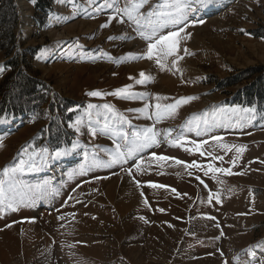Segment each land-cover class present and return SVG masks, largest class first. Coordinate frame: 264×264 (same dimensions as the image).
<instances>
[{"label":"rangeland","instance_id":"374dc122","mask_svg":"<svg viewBox=\"0 0 264 264\" xmlns=\"http://www.w3.org/2000/svg\"><path fill=\"white\" fill-rule=\"evenodd\" d=\"M12 1L18 15L16 43L0 49V264L3 255L9 261L12 258L11 264H264V118L255 108L232 106V95L246 91L257 77L264 76V0H208L204 4L184 0L190 8L177 53L183 58L175 67L174 57L162 60L163 71L155 59L143 58L148 41L140 33L150 34L147 22L137 25L117 12L128 0H52L45 14L34 2L22 0L28 5L29 28L21 25L20 0ZM59 2H65L63 10ZM165 2L174 0H148L140 11L147 14ZM212 2L225 5L224 10L209 16ZM204 11L208 16L202 15ZM78 20L96 23V36L85 39L77 34L73 25ZM104 24L108 26L101 27ZM65 26L75 34L67 35ZM128 30L141 41L140 54L122 53L121 46L97 42L102 37L119 45L131 38ZM169 30L177 29L169 25L164 31ZM52 46L57 54L41 68L39 59ZM15 54L18 63L13 65ZM56 63L79 65L82 73L65 80L63 74L47 71ZM136 63L140 67L135 73L130 67ZM153 63L161 73L160 81ZM141 72L151 79L137 83ZM164 76L171 79L160 86ZM23 78L34 87L21 90L18 85ZM125 86L129 93L146 95L111 94ZM93 91L102 95L87 94ZM156 96L167 99L156 100ZM190 96L197 98L156 121V103L170 104ZM10 99L22 105L20 109L6 108ZM89 104L95 107L89 109ZM146 104L150 106L146 112L137 111ZM149 127L159 133L157 140L164 142L165 151L156 150V143L121 163H108L117 143L127 151L119 133L132 139L134 132L143 133ZM197 143L204 155L189 151ZM57 150L66 154L53 158L51 153ZM152 153L173 159L157 161ZM75 155L79 160L82 157L85 171L76 160V171H68L66 180H59L60 163L66 164ZM137 161H141L139 168ZM193 161L200 167H185ZM21 162L23 171L3 174L6 166ZM209 164L231 174L209 171ZM35 177L38 181H28ZM150 184H163L157 187L160 192L167 184L171 194L177 190L192 193L181 198L185 206L196 197L186 214L190 239L186 238L176 259L171 255L185 227L174 226L182 223L178 210L159 211L154 205ZM49 187L54 189L53 198ZM50 200V207L43 208L42 201ZM170 216V225L153 227ZM128 221L132 227L125 228ZM26 228H31L30 233Z\"/></svg>","mask_w":264,"mask_h":264},{"label":"snow or ice","instance_id":"6c2138e0","mask_svg":"<svg viewBox=\"0 0 264 264\" xmlns=\"http://www.w3.org/2000/svg\"><path fill=\"white\" fill-rule=\"evenodd\" d=\"M201 4H204L208 2V0H199ZM148 3V0H128V3L124 9H117V12H123L124 15L128 16L130 20H133L137 25H141L142 21H146L149 33L148 35H145L143 32L140 33L143 39L147 40V51L143 54V58H146L148 60L155 59V63L159 66L160 70H165V64L162 62V60L166 59L167 57H174V59L171 61L172 66L175 67L178 60L182 59L183 57H180L177 55L179 51V45L180 40L182 39L181 33L184 32L185 27L187 24L185 21L187 20V10L190 8V5L186 4L184 0H174L173 3H167L164 4H157L151 8L147 14L140 11L144 7V5ZM113 5H109L111 7ZM161 9L160 11H156L154 9ZM164 8H171V11H164L162 9ZM155 18V19H153ZM110 20L113 19L112 17L109 18ZM123 22L122 20L120 21ZM202 23V21H201ZM169 25L174 26L177 30H169L164 31ZM180 25H184V27H180ZM107 24L101 25V27H107ZM109 39H112V37H109ZM185 53H187V49L184 50ZM141 79L137 81V83H144L147 80H150L151 77L147 76L145 73H140ZM131 79V77H130ZM90 96L94 97H100L102 94L97 91L89 92L87 93ZM112 95L116 96H123L124 98H133V97H140L143 98L146 94H136V93H129L128 92V86H125L124 88L117 89L114 93H111ZM197 97H183L178 100H176L174 103L161 105L160 103H156L154 105L156 111L153 115L156 117V121L159 122V120L165 115V114H171L173 113L177 107H179L182 104L189 103L191 100L196 99ZM156 100L161 99H167V97H160L156 96ZM95 107L92 104L88 105V108L91 109ZM105 109H108L109 111H112V108L110 105H103ZM150 106L145 105L143 109H138L137 111L140 112H146ZM237 109H233L232 111H236ZM243 111H253V109H244ZM151 118V117H149ZM120 120L123 121L124 118L121 116ZM126 122V121H124ZM80 122L77 121V124ZM207 123V121H205ZM71 126V125H70ZM197 128H199V124L196 125ZM108 128V124L105 123L104 129ZM170 132V130H169ZM92 134L95 135V131L92 130ZM166 134H168L166 132ZM120 136L123 137L125 144L123 148H126L127 151L122 150L121 144L117 143L115 152L112 154L111 159L108 161L110 164L115 163H121L125 158L132 156L133 154H138L142 149L151 146L152 144L158 143L157 136L159 133L154 129V127H149L143 131V133L134 132L132 134V139H129L128 135L126 133H119ZM213 140H221V137H212ZM179 142V141H177ZM202 143H207V141H204ZM75 146V143H74ZM201 144L197 143L195 144L194 149H189V151H196L200 152L201 155H204L203 152L200 151ZM26 151V150H25ZM237 151H241V149H237ZM65 150H57L53 153H51V156L53 158H58L62 155H65ZM151 158L155 159L157 161H167L169 159H173L167 156H157L155 153L151 154ZM176 164H182L183 161L175 160ZM141 161H137L136 167L139 168V164ZM34 167V166H33ZM185 167H200L196 164L195 161L192 162L191 165L185 164ZM209 171H215V172H225L226 174H231L227 170L222 168H213L211 164L208 166ZM24 170V162H21V164L9 168L5 167L3 169V174L5 176H8L10 173H15L18 171ZM129 174L131 175V170H129ZM207 174V173H206ZM3 184V181H0V185ZM151 187H164L163 185H156V184H150ZM175 191V190H173ZM0 192H2V188H0ZM11 207V205H9ZM162 211V210H161ZM250 255L254 256V253H249Z\"/></svg>","mask_w":264,"mask_h":264},{"label":"bare ground","instance_id":"6f19581e","mask_svg":"<svg viewBox=\"0 0 264 264\" xmlns=\"http://www.w3.org/2000/svg\"><path fill=\"white\" fill-rule=\"evenodd\" d=\"M65 2H66V0H65ZM65 2L64 3H60L59 2V9L60 10H63L64 9V5H65ZM19 7H20V10H21V25L24 27V28H29L30 27V18H29V9H28V5L26 4V3H24L22 0H20L19 1ZM210 5V7H211V9H208L207 10V14L209 15V14H216L217 12H219V11H222V10H224V7H225V5H222V6H219L218 4H216V3H214V2H212L211 4H209ZM149 7V6H148ZM209 7V8H210ZM234 7V6H233ZM206 14V12L204 11L203 12V16H208ZM210 16V15H209ZM60 21H63V20H60ZM59 21V22H60ZM95 21H98V20H95ZM74 27V31L77 33V34H80V35H82L83 37H85V39H88L89 37L90 38H94L95 36H96V33H97V30H98V28L96 27L97 25H96V23H89V22H87V21H84V20H78V22H75L74 23V25H73ZM64 30H65V33L67 34V35H70V34H75V33H73V31H72V29H71V27H68V26H65L64 27ZM129 32V36L131 37L129 40H127V41H125V42H123V43H119V45H118V42H116V41H114V40H103V38L101 37V38H99V39H97V42H100V41H102V42H104L105 43V45L107 46V45H115V46H121L122 47V53L123 52H131V53H136V54H140L139 52H141V48H142V44H141V41H138L135 37H132L131 36V34H130V30H128ZM207 32V31H206ZM106 34V33H105ZM109 34V33H108ZM216 35V34H215ZM56 36H58V35H56ZM106 38V37H105ZM104 38V39H105ZM107 39V38H106ZM116 40V39H115ZM96 43V41L95 42H93V43H90L91 45H94ZM75 50H76V48H75ZM71 51H72V53H73V51H74V49H71ZM75 53V52H74ZM56 54H57V52L56 51H54V46H52V47H50L49 49H47L46 50V52H45V55L43 56V58L42 59H39L40 61H39V66L41 67V68H44V63L48 60V58H50L52 55H55L56 56ZM258 54H259V52H258ZM76 56H78L79 54H78V52L75 54ZM264 54H261V58H264V56H263ZM66 56V55H65ZM61 59V58H60ZM61 62V61H60ZM142 62V61H141ZM147 63V62H146ZM149 64V63H148ZM147 64V65H148ZM151 64V63H150ZM149 66H151V65H149ZM140 66L136 63L135 65H131V67H130V70L131 71H134L135 73L137 72L136 70L139 68ZM152 67H153V69H154V72H155V75L156 74H158V73H160L159 72V70H157L156 68H154V63L152 64ZM48 72L50 71H52V72H59V73H61V74H63V76H64V79L65 80H69V76L70 75H74V74H76V75H78V74H81L82 72H81V67L79 66V65H64L63 63H56V64H54V65H52L51 66V68L50 69H48L47 70ZM131 71H127V72H129V74H132V73H134V72H131ZM158 71V72H157ZM49 72V73H50ZM171 73H174V72H171ZM153 77V76H152ZM155 77V76H154ZM154 77H153V79H154ZM160 78H161V73H160V76H158V78H157V81L159 80L160 81ZM170 77H167V76H164L163 78H162V80H161V83H160V86H162V85H165V84H169V81H170ZM110 147H112V146H110ZM167 147L166 146H164L163 148H161L160 150H163V151H165L164 149H166ZM76 160L77 161H79V159L77 158L76 159V155L75 156H73L72 158H70L69 159V161L66 163V164H61L60 163V166L57 168V176H58V179L59 180H61V181H65L66 180V178H67V176H66V174H67V172L68 171H71V170H74V171H76ZM71 162H75V163H73V164H71ZM78 163V162H77ZM66 167V168H65ZM63 168H65V169H63ZM77 173V172H76ZM63 175V176H62ZM61 176H62V178H61ZM65 176V177H64ZM117 177H119V175L117 176ZM116 177V178H117ZM28 181H38V177H35V178H33V179H29ZM134 181V180H133ZM135 182V181H134ZM64 183V182H63ZM136 183V182H135ZM173 194H176L175 192H173ZM182 198V197H181ZM181 198H176V200L179 202V203H181L180 202V200H181ZM193 198V197H192ZM138 203L139 202H141V201H138V200H136ZM52 200H50V201H46V202H43L42 201V203H44V205H42L43 206V208H49L50 207V205L52 204ZM181 204H183V203H181ZM184 205V204H183ZM189 205H190V203H189ZM188 205V206H189ZM196 218V222L199 224V222H200V220H199V218L198 217H195ZM193 219V222H192V226H195V221H194V218H192ZM199 221V222H198ZM172 222H170V223H164L163 221H161V222H158V223H156L153 227H155L157 224L158 225H160V226H164V225H170ZM126 225H125V228H130V227H132V222L131 221H128V223L126 222L125 223ZM174 226H177V227H183V226H180V225H176V224H174ZM56 227V226H55ZM184 228V227H183ZM30 229L31 228H26V231H28L27 233H30ZM133 229V228H132ZM161 230V229H160ZM184 230V229H183ZM162 231V230H161ZM36 232H38V231H36ZM184 231H182V233H183ZM155 233H157V230H155ZM158 233H160V232H158ZM181 233V234H182ZM124 234L126 235V233L124 232ZM165 234V233H164ZM40 236H42V234L41 233H39V235H38V238L40 237ZM121 236H122V233H121ZM121 236L118 238V240L121 238ZM123 237H124V235H123ZM123 237H122V239L120 240L121 242L122 241H124V239H123ZM160 237H162V236H160ZM25 238H27V234H25ZM167 238V237H166ZM161 239V238H160ZM163 239V238H162ZM36 240H37V238H36ZM154 244L156 243V242H153ZM176 245V244H175ZM151 246H152V244H151ZM151 248H153V246L151 247ZM175 248V247H174ZM43 249V248H42ZM26 250H28V249H26ZM31 250V249H30ZM49 250V249H48ZM29 251V250H28ZM174 251V250H173ZM31 252V251H30ZM29 252V253H30ZM50 252V251H49ZM29 256V255H28ZM27 259V258H26ZM1 264H11L10 263V261H12V258H11V260L9 261V259L7 258V257H5V255H3L2 257H1ZM40 260H41V258H40ZM207 260H208V258H207ZM22 261V260H21ZM15 262V261H14ZM201 263V262H200ZM14 264H16V262L14 263ZM18 264H19V262H18Z\"/></svg>","mask_w":264,"mask_h":264},{"label":"trees","instance_id":"16d2710c","mask_svg":"<svg viewBox=\"0 0 264 264\" xmlns=\"http://www.w3.org/2000/svg\"><path fill=\"white\" fill-rule=\"evenodd\" d=\"M34 2V7L40 10L43 14L47 13L49 8L48 2L52 0H30ZM12 0H0V49L5 50L9 46H13L16 43L15 30L17 26V11L13 6ZM260 33V32H259ZM254 35V34H253ZM259 38V36H255ZM261 37L264 38V32H262ZM10 52V51H9ZM10 57V55L7 53ZM23 58V57H22ZM13 65L18 63V56L11 60ZM10 61V62H11ZM251 73V71H250ZM249 77V75H247ZM239 78H234L233 80H238ZM255 84V85H254ZM19 88L21 90H29L34 87L29 79H21L19 82ZM233 101L232 106H241L244 108H256L259 116L264 118V76L257 77L255 82L246 91H241L236 95H232ZM22 105H15L12 99L8 100L6 103V108H13L14 110L20 109ZM256 110V111H257ZM7 111H12L7 109Z\"/></svg>","mask_w":264,"mask_h":264},{"label":"crops","instance_id":"0c3cea01","mask_svg":"<svg viewBox=\"0 0 264 264\" xmlns=\"http://www.w3.org/2000/svg\"><path fill=\"white\" fill-rule=\"evenodd\" d=\"M102 5H104V4H102V3L97 4V6H102ZM172 176L174 179H176L175 176L177 177V175L175 173ZM165 180H167V178ZM171 181H173V180H171ZM161 185H163V184H161ZM153 188H154V191H153L152 196L154 198V203H155L154 205L158 206L159 211L167 209L169 207H173L172 212L174 210L176 213V210H178L179 211L178 214L180 215V219L178 220V222H182V223H180V226L185 227V229L183 230L184 232L182 234H180L178 241L176 242L174 251L171 255V257L176 259L177 256H179L180 252L183 249L182 246L184 245V243H185L184 241H186V238L190 239V236H189L190 234L187 233L188 229H187V225H186V223H187V221H189V219L186 217V214L188 215V213L192 210V207L194 205L196 197H195V200H194V198H192L189 206H185V205L179 203L176 200V198L178 199V198H181V197L186 196V195L192 196V193H186V192L181 193V192H178V190H177V192H176L177 194H171L172 192L168 191L169 185H167V184L165 185L166 189L165 190L162 189L163 190L162 192H160V190H158L157 187H153ZM163 192L165 193V195L162 194ZM98 207L102 208L103 206L101 204H98ZM175 213H174V215H175ZM178 214L176 216L177 219H178ZM171 217L172 216H170L169 218H163L160 220L163 221L164 223H170ZM183 220H185V221L183 222ZM179 246H180V248L178 249Z\"/></svg>","mask_w":264,"mask_h":264}]
</instances>
